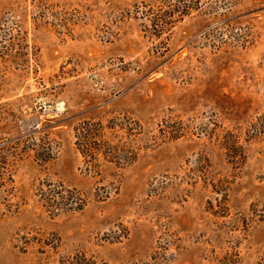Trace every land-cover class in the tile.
Masks as SVG:
<instances>
[{"label": "rangeland", "instance_id": "1", "mask_svg": "<svg viewBox=\"0 0 264 264\" xmlns=\"http://www.w3.org/2000/svg\"><path fill=\"white\" fill-rule=\"evenodd\" d=\"M159 1L0 0V264H257L264 0L156 34ZM113 117L137 156L89 167L73 127ZM57 185L82 209L45 210Z\"/></svg>", "mask_w": 264, "mask_h": 264}, {"label": "trees", "instance_id": "2", "mask_svg": "<svg viewBox=\"0 0 264 264\" xmlns=\"http://www.w3.org/2000/svg\"><path fill=\"white\" fill-rule=\"evenodd\" d=\"M236 2L237 0H160L154 7L143 5L144 9L139 13L151 21L156 34H161L170 31L175 23L194 11L205 18L227 17L226 14ZM127 120L119 117H113L106 123L100 120H83L73 127L75 147L89 167H97L99 158L118 165H129L135 160L136 152H129L126 143L120 141L122 136H129L131 133ZM164 131L166 130L161 129L162 134ZM120 132L124 135L119 134ZM168 134L175 138V133L170 131ZM41 200L45 210L51 214L59 211H78L85 205L84 199L74 188L69 189L63 185L54 188L48 186L42 191ZM59 264H91V261L79 254L71 259L61 260ZM257 264H264V252Z\"/></svg>", "mask_w": 264, "mask_h": 264}]
</instances>
